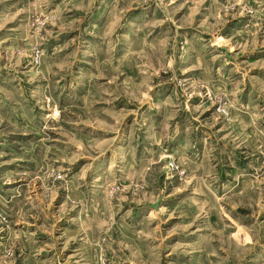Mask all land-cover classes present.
Returning <instances> with one entry per match:
<instances>
[{
  "label": "rangeland",
  "instance_id": "1",
  "mask_svg": "<svg viewBox=\"0 0 264 264\" xmlns=\"http://www.w3.org/2000/svg\"><path fill=\"white\" fill-rule=\"evenodd\" d=\"M0 264H264V0H0Z\"/></svg>",
  "mask_w": 264,
  "mask_h": 264
},
{
  "label": "crops",
  "instance_id": "2",
  "mask_svg": "<svg viewBox=\"0 0 264 264\" xmlns=\"http://www.w3.org/2000/svg\"><path fill=\"white\" fill-rule=\"evenodd\" d=\"M232 235H233V233H229V234H221L220 235V237H221V241L223 242V243H225V245H226V247L228 248V247H230L231 248V250L233 249V239H232ZM196 239H201L200 238V236H198V237H195V240ZM216 239H218V237H216L215 238V241H216ZM230 256V254H229V252L226 254V257H227V259H228V257Z\"/></svg>",
  "mask_w": 264,
  "mask_h": 264
},
{
  "label": "water",
  "instance_id": "3",
  "mask_svg": "<svg viewBox=\"0 0 264 264\" xmlns=\"http://www.w3.org/2000/svg\"><path fill=\"white\" fill-rule=\"evenodd\" d=\"M154 208H157L158 207V202H156L154 205H153Z\"/></svg>",
  "mask_w": 264,
  "mask_h": 264
}]
</instances>
